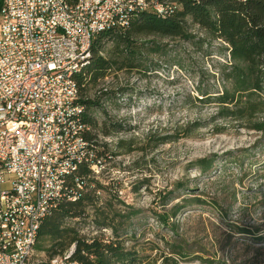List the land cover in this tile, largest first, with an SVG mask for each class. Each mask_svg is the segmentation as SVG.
I'll use <instances>...</instances> for the list:
<instances>
[{"label": "rangeland", "instance_id": "rangeland-1", "mask_svg": "<svg viewBox=\"0 0 264 264\" xmlns=\"http://www.w3.org/2000/svg\"><path fill=\"white\" fill-rule=\"evenodd\" d=\"M190 30V42L155 39L160 49L144 52L141 71L111 73L91 92L104 110L94 113L98 124L121 131H91L104 154V189L66 228L118 237L136 264H162L165 256L177 264H264V134L256 129L264 112L236 120L199 103L203 92L231 91L223 71L229 55L223 42ZM202 159L213 161L208 174L195 165ZM194 199L202 203L188 206ZM175 207L177 216L160 224L158 215L170 217ZM33 253L34 264L48 262Z\"/></svg>", "mask_w": 264, "mask_h": 264}, {"label": "built area", "instance_id": "built-area-1", "mask_svg": "<svg viewBox=\"0 0 264 264\" xmlns=\"http://www.w3.org/2000/svg\"><path fill=\"white\" fill-rule=\"evenodd\" d=\"M136 6L133 0H85V8H74L72 0H3L0 9V264H34L33 235L39 211L46 217L62 201L58 189H67L70 202L78 197L68 192L71 165H86L99 179L102 161L93 162L87 143L67 147L71 134L89 132L76 98L72 62L85 54L93 41V30L113 26L122 30L130 18L115 16L119 7ZM167 6V12L170 6ZM61 25L62 33L53 32ZM65 100H75L65 108ZM56 128H65L56 137ZM77 182V180H75ZM79 187V186H78ZM45 195L54 203L45 204ZM30 248V256L22 249ZM54 258L50 264H67Z\"/></svg>", "mask_w": 264, "mask_h": 264}, {"label": "trees", "instance_id": "trees-1", "mask_svg": "<svg viewBox=\"0 0 264 264\" xmlns=\"http://www.w3.org/2000/svg\"><path fill=\"white\" fill-rule=\"evenodd\" d=\"M155 1L166 11L157 13L148 7L128 14L129 24L122 26V30L113 28L95 39L87 65L75 76L79 104L83 108L82 120L90 130L85 134V140L91 145L93 162L103 160L104 154L91 131L96 130L104 137H109L119 133L121 127L112 123L109 126L106 123L98 124L94 113L96 110H104L99 98H90L91 92L111 73L141 71L146 64L144 52L156 54L160 49L155 39L192 41L195 36L190 30L191 26L197 27L209 38L226 44L229 55V62L223 71L231 91L226 90L216 97L203 92L205 100H199V103L217 104L224 118L241 119L264 112V0ZM166 5L171 9L168 12ZM150 38L153 40L142 42ZM108 45L110 48H107ZM256 129L264 134L263 124L256 126ZM195 165L202 174H208L212 170L213 161L202 159L196 161ZM73 173L76 175L67 179L66 186L68 192H73L78 199L70 202L66 198L67 189L64 190L62 201L45 216L39 228L36 252L48 256L45 264H50L54 258H63L72 248L73 253L67 259V264H136V255L128 251L118 237L110 241L102 235L87 238L73 228H66L67 221L85 216L87 208L95 202L93 193L104 189L98 181L99 177L91 174L86 165L78 166ZM200 203L201 200L194 199L187 205L192 207ZM181 209L175 207L170 217L158 215L157 219L160 224L166 225ZM176 255L184 257L185 254ZM162 264L177 263L172 257L165 256Z\"/></svg>", "mask_w": 264, "mask_h": 264}, {"label": "bare ground", "instance_id": "bare-ground-1", "mask_svg": "<svg viewBox=\"0 0 264 264\" xmlns=\"http://www.w3.org/2000/svg\"><path fill=\"white\" fill-rule=\"evenodd\" d=\"M39 1H46V0H39ZM133 1H134V5L136 6H151L153 4V1L151 2H147L145 0H133ZM72 2L74 4V8H85V0H72ZM30 3H37V0H30ZM155 5H156V10L153 9V11L157 13H162L166 11V9L160 6L156 1H155ZM146 8L148 7H143V8L133 7V6L119 7L118 9H115V16H121L123 18H127L129 16L128 14L135 12L136 10L142 11ZM126 25L127 24H123L122 26H126ZM113 28H114L113 26H105V27H100V28H96V30H93V41H89L88 44H86L85 54L79 56V58H75V61L72 62V70H75V76L79 74L82 68L87 65L89 56H90V50H91L92 44L95 41V39L99 35L107 31H110ZM53 32L62 33V26L53 25ZM75 94H76V98H79L78 87H75ZM74 107H75V100H65V108H74ZM82 109L83 108L79 106V110H70V117L79 118V115L82 114ZM86 133L87 132L83 134H71L70 138L67 139V147H75L80 142H84V143H87L88 149L91 150L90 149L91 145L85 140ZM63 135H65V128H56V137H63ZM78 166L79 165H71V173L75 172ZM94 175L99 177L98 174H94ZM64 190L65 189H58V198H63ZM52 203H54V196L45 195V204H52ZM45 216H46V211H39V218H45ZM41 224L42 222L37 224V232H35L33 235L32 253L37 244V236H38V231H39ZM22 256H30V248H23Z\"/></svg>", "mask_w": 264, "mask_h": 264}]
</instances>
